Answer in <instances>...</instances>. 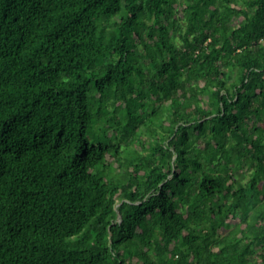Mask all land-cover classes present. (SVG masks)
Masks as SVG:
<instances>
[{"label": "trees", "instance_id": "trees-1", "mask_svg": "<svg viewBox=\"0 0 264 264\" xmlns=\"http://www.w3.org/2000/svg\"><path fill=\"white\" fill-rule=\"evenodd\" d=\"M0 264H264V0H0Z\"/></svg>", "mask_w": 264, "mask_h": 264}]
</instances>
